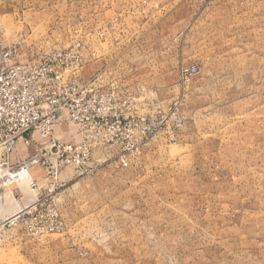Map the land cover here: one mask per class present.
Here are the masks:
<instances>
[{"label":"rangeland","instance_id":"374dc122","mask_svg":"<svg viewBox=\"0 0 264 264\" xmlns=\"http://www.w3.org/2000/svg\"><path fill=\"white\" fill-rule=\"evenodd\" d=\"M0 27L17 62L77 47L72 79L128 101L79 164L0 147V264H264V0H0Z\"/></svg>","mask_w":264,"mask_h":264},{"label":"built area","instance_id":"2783aa9c","mask_svg":"<svg viewBox=\"0 0 264 264\" xmlns=\"http://www.w3.org/2000/svg\"><path fill=\"white\" fill-rule=\"evenodd\" d=\"M1 33L0 27V147L6 153L17 141L29 143L37 136L45 150L79 164L77 157L90 150L91 142L103 146L119 141L121 110L128 101L114 89L102 91L72 79L73 67L81 59L77 47L56 51L38 62H17L15 51L2 43ZM66 121L79 127L80 143L64 145L55 137L56 125ZM45 162L38 156L29 158L9 173V181L27 178L31 167Z\"/></svg>","mask_w":264,"mask_h":264},{"label":"crops","instance_id":"0c3cea01","mask_svg":"<svg viewBox=\"0 0 264 264\" xmlns=\"http://www.w3.org/2000/svg\"><path fill=\"white\" fill-rule=\"evenodd\" d=\"M24 145V146H23ZM26 145H30V142L29 143H26L24 140H19V141H17L16 143H15V146H14V148H13V151H15L14 152V154L16 153V156H14V154H12V157L15 159V158H17V157H20V155L22 156V154L23 153H25V152H27V147H26ZM15 147H16V149H15ZM15 149V150H14ZM36 149V148H35ZM25 150V151H24ZM41 153L44 151V148H41ZM19 152V153H18Z\"/></svg>","mask_w":264,"mask_h":264}]
</instances>
